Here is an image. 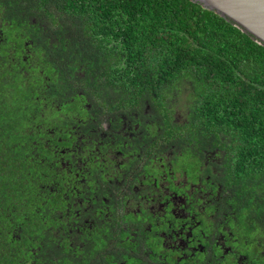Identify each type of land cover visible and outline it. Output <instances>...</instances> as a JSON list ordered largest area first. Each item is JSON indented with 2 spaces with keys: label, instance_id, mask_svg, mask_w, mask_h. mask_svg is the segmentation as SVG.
Listing matches in <instances>:
<instances>
[{
  "label": "trees",
  "instance_id": "1",
  "mask_svg": "<svg viewBox=\"0 0 264 264\" xmlns=\"http://www.w3.org/2000/svg\"><path fill=\"white\" fill-rule=\"evenodd\" d=\"M222 139L224 181L264 215V46L215 12L0 0V264H120L111 157L133 182L136 163Z\"/></svg>",
  "mask_w": 264,
  "mask_h": 264
},
{
  "label": "flooded vegetation",
  "instance_id": "2",
  "mask_svg": "<svg viewBox=\"0 0 264 264\" xmlns=\"http://www.w3.org/2000/svg\"><path fill=\"white\" fill-rule=\"evenodd\" d=\"M223 139L197 152L160 154L145 166L134 161L133 182L117 178L121 155L111 157L109 225L111 244H122L120 264H130L129 255L137 264H264V215L224 181L232 152Z\"/></svg>",
  "mask_w": 264,
  "mask_h": 264
},
{
  "label": "water",
  "instance_id": "3",
  "mask_svg": "<svg viewBox=\"0 0 264 264\" xmlns=\"http://www.w3.org/2000/svg\"><path fill=\"white\" fill-rule=\"evenodd\" d=\"M264 46V0H192Z\"/></svg>",
  "mask_w": 264,
  "mask_h": 264
},
{
  "label": "rangeland",
  "instance_id": "4",
  "mask_svg": "<svg viewBox=\"0 0 264 264\" xmlns=\"http://www.w3.org/2000/svg\"><path fill=\"white\" fill-rule=\"evenodd\" d=\"M186 87H187V85H186ZM186 87L183 86L184 89H186ZM175 105H178L180 107H184L185 106L182 102H177V103H175Z\"/></svg>",
  "mask_w": 264,
  "mask_h": 264
}]
</instances>
